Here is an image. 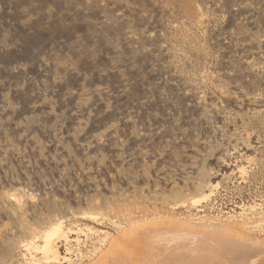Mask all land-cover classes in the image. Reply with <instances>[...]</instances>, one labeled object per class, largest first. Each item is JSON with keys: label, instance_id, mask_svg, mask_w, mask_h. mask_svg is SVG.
I'll return each instance as SVG.
<instances>
[{"label": "rangeland", "instance_id": "obj_1", "mask_svg": "<svg viewBox=\"0 0 264 264\" xmlns=\"http://www.w3.org/2000/svg\"><path fill=\"white\" fill-rule=\"evenodd\" d=\"M161 220L264 239V0H0V264ZM183 229L161 264H206Z\"/></svg>", "mask_w": 264, "mask_h": 264}, {"label": "bare ground", "instance_id": "obj_2", "mask_svg": "<svg viewBox=\"0 0 264 264\" xmlns=\"http://www.w3.org/2000/svg\"><path fill=\"white\" fill-rule=\"evenodd\" d=\"M208 197V196H207ZM254 207V206H253ZM251 207V208H253ZM93 222H97V216L90 215ZM166 223L162 226L161 223L152 224L154 239L150 240L141 234L140 231H124L118 237H110L107 233H99L103 236L102 250L95 253L94 258L89 260V264H161L164 261L160 255L162 250L160 249V241L163 237L176 231V229L182 230V235L186 234H198L205 238L202 245L206 252L204 255L206 258V264H228L235 262L236 264H263L264 258L255 257L253 260L248 255L253 253L255 256H261L264 253V239H247L241 234H238L237 230L223 226H201V229H194L193 225L186 221L173 223L161 220ZM173 221V220H172ZM225 226V225H224ZM93 229L88 228L87 232H92ZM119 230V229H118ZM184 230H186L184 232ZM198 230V231H197ZM119 232V231H118ZM144 232V231H143ZM94 233H97L95 231ZM180 233V232H178ZM225 233H234V237H226ZM74 235V232L70 228L62 227L60 222L54 223L49 229L42 233L35 234L28 242L22 245L25 255L29 257L30 264H37L35 256H39L45 262H69L68 250L62 254L58 248L60 242L65 244L69 242V238ZM99 235V236H100ZM236 235V237H235ZM228 239H226V238ZM148 240V241H147ZM78 236L75 237L73 242H78ZM146 242V243H145ZM150 243V245H149ZM148 247V250H144L143 246ZM218 250H217V249ZM215 249L217 251L214 253ZM145 251V253L140 252ZM139 254V255H137ZM141 254V256H140ZM171 259L173 258L170 256ZM243 258L246 261H243ZM170 259V258H169ZM170 261V260H169ZM168 264H177L176 262H168ZM186 264V263H179Z\"/></svg>", "mask_w": 264, "mask_h": 264}]
</instances>
